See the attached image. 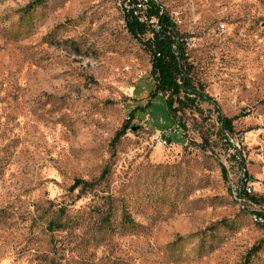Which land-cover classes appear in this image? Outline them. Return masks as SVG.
<instances>
[{"label":"rangeland","instance_id":"1","mask_svg":"<svg viewBox=\"0 0 264 264\" xmlns=\"http://www.w3.org/2000/svg\"><path fill=\"white\" fill-rule=\"evenodd\" d=\"M161 1L212 98L173 119L117 0H0V264H264V0Z\"/></svg>","mask_w":264,"mask_h":264},{"label":"trees","instance_id":"2","mask_svg":"<svg viewBox=\"0 0 264 264\" xmlns=\"http://www.w3.org/2000/svg\"><path fill=\"white\" fill-rule=\"evenodd\" d=\"M38 2V0H36ZM152 13L159 16L160 29L153 31L152 36L141 41V44L149 51L151 55L150 75L154 81V88L150 92L151 97L159 94L164 98L168 112L173 119L172 113L185 108L199 109V100L212 101L211 96L204 90L201 83H195L192 75V66L188 61V54L186 51L185 42L182 33L176 27V24L171 20L167 12L159 13V7L153 5ZM125 26L130 35L138 40L141 36L149 31V28L138 22L134 18H126ZM214 106L218 109L217 104L213 101ZM146 103V105H148ZM219 111V109H218ZM133 112H130L132 115ZM219 132L225 142L229 143V138L226 133H233L232 118L222 115L218 112ZM127 124H124L114 135L112 144H115L119 138L126 132ZM231 144V143H230ZM243 167V165H242ZM244 168V167H243ZM222 176L227 175L226 166L220 163ZM245 169V168H244ZM106 170L101 173L104 176ZM245 173L247 174L246 170ZM95 182H90L81 178H75L71 188L74 189L81 185L83 188L90 187ZM264 214L263 212H259ZM112 216V208L108 209L104 215L103 223L109 224ZM256 218L260 221L258 214ZM128 220L127 214L124 215V221ZM55 221H50L48 226H53ZM260 223V222H259ZM264 227V224H261ZM249 256L246 257L243 264H249Z\"/></svg>","mask_w":264,"mask_h":264},{"label":"built area","instance_id":"3","mask_svg":"<svg viewBox=\"0 0 264 264\" xmlns=\"http://www.w3.org/2000/svg\"><path fill=\"white\" fill-rule=\"evenodd\" d=\"M117 4L124 16V19L134 18L138 22L146 25L149 28V31H148L149 37L152 36L153 31H158L160 29L159 16L156 13L151 12L152 6L153 5L158 6L159 13L167 12L161 0H117ZM167 14L171 18V20H173V22L175 23V18L177 17L176 15H179V14H177V12H170V13L167 12ZM220 27L223 28L224 24L221 23ZM183 40L187 41L188 39L186 37H183ZM177 126L178 125H176V127ZM153 138L157 142V144H160L163 146H172L175 144V142L167 138L163 134V132H157L156 134H154ZM229 141H230V138H229ZM233 188L235 189V192L238 193L242 197L245 203V206L252 205L255 203L254 197L251 195L252 184L248 180V176L245 173L244 168H243V173L241 174L239 178V183ZM256 212L264 224V214L259 213L263 211H256Z\"/></svg>","mask_w":264,"mask_h":264},{"label":"bare ground","instance_id":"4","mask_svg":"<svg viewBox=\"0 0 264 264\" xmlns=\"http://www.w3.org/2000/svg\"><path fill=\"white\" fill-rule=\"evenodd\" d=\"M235 194H236L238 199H242V197L238 193L235 192ZM260 221L263 223V221L261 219H260Z\"/></svg>","mask_w":264,"mask_h":264}]
</instances>
